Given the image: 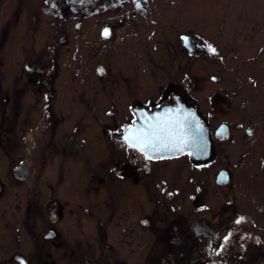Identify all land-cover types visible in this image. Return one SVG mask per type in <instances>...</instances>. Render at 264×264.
Wrapping results in <instances>:
<instances>
[{
  "label": "rangeland",
  "instance_id": "1",
  "mask_svg": "<svg viewBox=\"0 0 264 264\" xmlns=\"http://www.w3.org/2000/svg\"><path fill=\"white\" fill-rule=\"evenodd\" d=\"M158 1L150 0V4L157 5ZM162 1L169 3L164 7L168 12L156 13L155 20L160 23L146 30L125 28L116 31L117 35L111 39L101 38L99 34L96 38L93 33L99 31L103 19L108 18V23L114 24L117 18L124 17L89 16L84 19L85 29L77 32L75 24L79 16L72 15L57 41L52 34L58 20L49 11L52 7L48 0L45 3L42 0H0V36L5 28V39L0 38L1 82L12 83L13 68L23 71V66L33 63L46 46L57 41L54 56L57 70L50 99L53 117L51 147L47 153L49 173L60 164L62 175L67 174L63 189L68 187L85 206L95 196L99 206L105 194L101 178H96V184H92L99 187L87 189L89 171L102 170L108 174L109 177L104 175L106 188L115 185L121 202L144 200L145 192L135 182L137 176L131 174L129 159L120 155L111 135L118 127H123L119 124L129 119L128 106L133 91L139 93L151 84L170 83L176 66L174 57L179 54L174 50V36L183 33L195 38L197 34L201 37L196 40L199 43L204 37L207 54L211 55H207L208 63L195 60L190 67L192 91L189 96L204 114L209 113L208 125L227 123L229 139L216 143L217 157L205 169L193 168L184 157L153 165L162 166L159 177L167 176L169 185L178 192L177 200L182 197L185 200L181 206L177 201L179 214L187 215L194 207H204V211L221 209L228 194H233L241 207L250 208L248 180L255 172L251 170V162L252 158L259 160L264 152V0ZM10 18L14 20L11 29L6 25ZM97 19L100 20L98 25ZM152 37L150 50L152 46L159 49L152 52L153 57H157L155 63L165 65L160 70L153 66L150 69L152 56L145 51L147 40ZM9 83L0 93L12 94ZM12 96L6 103L9 117L3 126L18 131L21 127L13 121L16 113L26 117L33 103L31 95H24L22 104L17 106L11 101ZM1 111L0 104V121ZM246 128L252 129L251 136L246 135ZM120 134H115L118 139ZM65 149L68 151L63 157ZM220 169L230 172L231 185L220 188L215 183ZM118 174L123 177L120 179ZM202 180L207 190L191 200L190 192L197 193L194 183ZM82 222L85 233H91L89 217L85 216ZM137 258V254H128L129 263Z\"/></svg>",
  "mask_w": 264,
  "mask_h": 264
},
{
  "label": "flooded vegetation",
  "instance_id": "2",
  "mask_svg": "<svg viewBox=\"0 0 264 264\" xmlns=\"http://www.w3.org/2000/svg\"><path fill=\"white\" fill-rule=\"evenodd\" d=\"M47 3L52 7L49 10L52 16L58 20V27L52 34L57 41L72 15L79 16L75 24L77 32L85 29L84 19L89 16H123L117 18L114 24L108 23V18L103 19V26L93 33L96 38L99 34L101 38L111 39L120 29L146 30L150 25H157L160 22L155 20L156 13L165 15L168 11L164 7L169 4L162 0L157 5H151L150 0H48ZM99 22L97 19V25ZM12 24L13 18L7 20L9 29ZM97 25L95 29H98ZM4 35L5 28L0 38L5 39ZM199 37L183 33L174 36V50L179 54L174 57L176 66L170 83L146 86L139 91L144 97L133 91L134 96L128 106L130 117L119 124L125 127L121 134L130 126L139 124L140 118L146 120L144 110L157 111L166 103L179 99L196 107L200 116L208 120L206 116L209 113L204 114L189 96L192 91L188 74L190 67L195 60L207 62V55H211L207 54L204 37L202 43L196 41L201 39ZM153 39L147 40L145 51L152 56L150 69L153 66L160 70L165 65L155 63L157 57H153L152 52L159 49L152 46L150 50ZM57 41L46 46L33 63L23 66V71L19 67L15 71L13 68L12 83L7 82L8 89L13 90L11 101L17 106L22 104L24 95H31L33 106L30 112L26 117L16 113L13 120L19 123L20 130H8L7 125L4 128L3 123L9 117L5 107L12 94L0 93V264H264V152L259 160L252 158L251 170L255 172L248 180L250 208L241 207L234 195L228 194L221 209L204 211V207H199L200 211H197L194 207L187 215L179 214L177 201L181 206L185 200L183 197L177 200L178 192L169 185L167 176L159 177L162 166L153 165L184 157L193 168L201 164L200 169H205L217 157L216 143L229 139L230 128L226 122L214 127L208 125L215 153L208 161L201 162L192 161L189 153L152 157L112 134L130 149L123 151L118 145L120 155L128 158L127 164L132 165L131 174L137 176L135 182L145 192L144 200L121 202L115 185L112 190L106 188L105 180L109 175L102 170L88 172L87 189L99 187L98 184L92 185L96 184V178H101L104 183L105 194L99 206L95 195L85 206L68 187L63 189L67 174L62 175L60 164L53 167V173L47 169L53 117L50 99L52 79L57 70L54 60ZM150 72L154 74L155 71ZM1 81L0 91H4L7 84ZM221 125L228 128L225 139L216 136ZM245 133L251 136L252 129L246 128ZM66 151L63 150L61 156L65 157ZM157 167L159 170H155ZM221 170L227 174L226 183L217 184L216 178ZM217 175L215 183L218 187L232 184L230 172L226 169H220ZM118 176L120 179L123 177ZM194 184L198 192H190L191 200L207 190L203 180ZM85 216L91 222V233L83 230ZM125 252L137 254L139 258L129 263Z\"/></svg>",
  "mask_w": 264,
  "mask_h": 264
},
{
  "label": "water",
  "instance_id": "3",
  "mask_svg": "<svg viewBox=\"0 0 264 264\" xmlns=\"http://www.w3.org/2000/svg\"><path fill=\"white\" fill-rule=\"evenodd\" d=\"M145 119L130 126L120 137L130 147L150 156L163 157L175 154L191 155L192 161H208L213 153L210 129L196 107L187 105L182 99L166 103L157 111L146 112ZM150 121V123H148ZM228 128L221 125L216 136L225 139ZM226 172L221 170L216 183H226ZM196 232L199 233L197 227Z\"/></svg>",
  "mask_w": 264,
  "mask_h": 264
},
{
  "label": "trees",
  "instance_id": "4",
  "mask_svg": "<svg viewBox=\"0 0 264 264\" xmlns=\"http://www.w3.org/2000/svg\"><path fill=\"white\" fill-rule=\"evenodd\" d=\"M124 129H125V127H121V128H119V129L115 130L114 132L118 133L117 135H119V133H121V131L124 130ZM116 133H115V134H116ZM117 135H115V136L118 137ZM116 137H113V139H114V143L117 144V145H119V146H122L123 151H129L130 149H129L127 146H125V144H124L123 142H121V140H117ZM200 165H201V164H200ZM200 165H198L197 167H195V169L198 170V169L200 168ZM196 192H198V187H197Z\"/></svg>",
  "mask_w": 264,
  "mask_h": 264
},
{
  "label": "snow or ice",
  "instance_id": "5",
  "mask_svg": "<svg viewBox=\"0 0 264 264\" xmlns=\"http://www.w3.org/2000/svg\"><path fill=\"white\" fill-rule=\"evenodd\" d=\"M105 34H107V33H105ZM212 51H214V50H212Z\"/></svg>",
  "mask_w": 264,
  "mask_h": 264
}]
</instances>
